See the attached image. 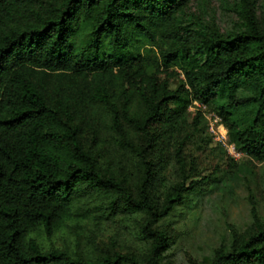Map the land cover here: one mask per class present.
<instances>
[{
  "label": "trees",
  "instance_id": "1",
  "mask_svg": "<svg viewBox=\"0 0 264 264\" xmlns=\"http://www.w3.org/2000/svg\"><path fill=\"white\" fill-rule=\"evenodd\" d=\"M194 1L0 0V264H162L173 238L154 228L184 202L188 189L177 185L156 205L148 193L155 177L149 155L163 134L177 136L188 126L192 103L209 106L227 97L221 111L236 147L264 163V24L249 4L241 33L179 35L171 24ZM145 46L160 53L145 56ZM173 67L186 80L177 90L170 86ZM42 72L92 80L76 94L57 90L49 97L35 81ZM240 84L254 85L258 95L237 98ZM113 93L123 101L122 113ZM133 97L144 108L141 116L130 114ZM96 103L111 109L124 144L130 145L125 126L146 142L139 152L144 177L138 197L124 178L117 182L101 169L87 145L80 113ZM250 105L257 107L250 126L229 124ZM182 151L180 146L177 162L185 174ZM189 167L195 170L194 163ZM109 190L119 194L124 213L147 215L142 234L152 244L146 258L113 254L85 260L44 250L30 239L38 229L52 237L75 222L82 192ZM254 219L248 236L228 252L217 251L212 264H264V223L256 213Z\"/></svg>",
  "mask_w": 264,
  "mask_h": 264
},
{
  "label": "rangeland",
  "instance_id": "2",
  "mask_svg": "<svg viewBox=\"0 0 264 264\" xmlns=\"http://www.w3.org/2000/svg\"><path fill=\"white\" fill-rule=\"evenodd\" d=\"M249 4L263 25L264 0H196L174 18L171 27L179 35L188 34L195 39L211 30L235 35L244 30V9ZM159 45L167 49L163 42ZM159 53L158 47L142 49L145 56L155 57ZM170 71L174 75L171 89L177 90L186 83L184 74L176 67ZM91 80L92 76L51 72L39 73L35 78L49 97H54L57 90L63 95L76 94ZM117 95L113 93V101L122 113L123 101L116 99ZM257 95L251 84H240L236 90L240 99ZM228 103L226 97L209 106L190 104L188 126L177 136L163 134L149 155L155 177L148 193L156 205L161 207L177 185L188 189L184 202L154 228L173 238L170 248L162 254V264H212L217 251L228 252L235 241L248 236L255 224L254 213L264 223V163L236 147L234 134L227 128L221 111ZM129 109L131 115H143L144 108L136 97L131 99ZM256 111L255 105L240 108L229 124L245 129L251 125ZM80 122L87 145L99 156L101 169L117 182L124 178L131 193L138 197L144 177L139 152L146 146L145 140L125 126L130 145L124 144L114 129L111 109L101 103L86 106L80 113ZM180 146L188 164L185 174L177 162ZM190 162L195 164L193 171L189 169ZM75 213L76 221L60 233L48 237L38 229L30 239L44 250H59L85 260L113 254L140 258L149 255L152 243L142 234L147 215L124 213L120 196L114 191L82 192L75 202Z\"/></svg>",
  "mask_w": 264,
  "mask_h": 264
}]
</instances>
